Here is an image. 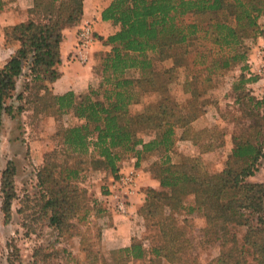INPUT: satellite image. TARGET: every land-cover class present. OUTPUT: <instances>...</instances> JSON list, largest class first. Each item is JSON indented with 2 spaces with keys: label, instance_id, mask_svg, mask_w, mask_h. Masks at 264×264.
<instances>
[{
  "label": "trees",
  "instance_id": "trees-1",
  "mask_svg": "<svg viewBox=\"0 0 264 264\" xmlns=\"http://www.w3.org/2000/svg\"><path fill=\"white\" fill-rule=\"evenodd\" d=\"M83 4L84 0H33L27 20L11 27V37L20 44L0 67V132L4 114L14 113L7 100L14 95L26 69L32 81H42L38 88L52 91L50 106L59 112L73 110L83 120L57 131L64 157L55 162L53 151L36 173L41 189L39 215L46 216L59 235L71 232V219L80 208L83 191L75 181L84 156L92 157L116 175L120 150L135 151L138 156L151 150L169 151L177 139L176 130L182 128L184 132L204 111L199 99L212 88L214 77L240 66L242 71L232 82V90H246L236 101L246 99L248 112L258 117L255 130L245 137H234L229 159L215 174L206 170L199 157L171 163L166 156L160 168L161 190L149 188L140 210L150 216L160 212L168 230L159 244L151 246L148 261H144L138 240L132 239L118 251L138 264H153L157 257L169 262L179 259L177 253L188 239L178 228L175 213L192 195L195 206L189 205L188 210H200L207 224L216 229L220 228L218 224L224 229L246 209L257 214V222H244L248 230L240 251L245 258L251 256L250 264H264V182L246 180L258 169L264 151V93L257 97L246 88L256 76L248 77L243 71L250 50L259 37L264 38V26L258 21L264 16V0H111L102 18L112 20L118 29L102 39L110 48L100 54L98 82L89 85L82 96L72 90L56 94L50 84L60 75L57 65L61 62L63 27L80 20ZM94 37L97 39L95 33ZM155 56L174 59L175 64L163 71L184 69V87L189 96L182 104L165 95L131 112L130 104L141 101L142 94L164 89V84L156 83L153 76L158 74ZM130 70L138 76H129ZM16 97L21 99L23 95L18 93ZM147 132H153L148 140L144 138ZM71 158L75 159L69 163ZM13 174L9 163L2 173L1 186L5 223L11 217L15 195ZM95 256L90 254L89 260H95ZM222 257L217 258L219 263Z\"/></svg>",
  "mask_w": 264,
  "mask_h": 264
},
{
  "label": "rangeland",
  "instance_id": "rangeland-1",
  "mask_svg": "<svg viewBox=\"0 0 264 264\" xmlns=\"http://www.w3.org/2000/svg\"><path fill=\"white\" fill-rule=\"evenodd\" d=\"M32 5L33 0H0V67L20 44L11 37V27L22 22L6 23L4 11L23 10L26 21L30 16L28 9ZM258 21L264 26V16L261 15ZM78 22L64 25L63 35L66 27ZM96 40L94 37V43ZM94 43L90 48V54ZM105 46L106 48L97 54L93 83L89 85H94L99 80L100 54L110 48L108 45ZM153 63L158 73L153 75L156 83L164 84V89L161 90L166 91H147L141 95V101L130 104L131 112L140 111L147 103L161 99L165 95L176 98L182 104L189 96L184 87L186 72L183 68L163 71L175 64L173 58L161 59L155 56ZM25 72L26 75L18 80L14 95L7 100L8 104L13 106L14 113L12 116L4 114L0 132V264H138L136 261L127 260L126 254L118 251L126 246L108 247L103 243V220L106 210L112 207L119 213H129L127 210L121 212L114 207L115 199L110 197L114 180L132 168L137 170V186L135 192L130 195L131 204L133 196L142 191L139 186L138 171L141 165L146 167V171L150 169V173L158 182L154 185L148 181L143 186L144 201L149 188L161 190L160 168L166 156H168L167 161L171 163L181 162L185 157H199L206 170L215 174L223 169L229 159L234 137L247 136L248 132L255 130L258 120V117L248 112L249 104L246 99L236 101V97L239 95L243 97V91H246L240 88L232 90V82L240 73L239 68L234 66L224 70L214 77L212 88L206 90L199 99L204 111L184 132L182 128L176 130L177 139L169 151L151 150L141 152L138 156L135 151L120 150L121 158L117 162L116 175L92 157L84 156V162L80 165L82 170L75 181L83 190L79 197L80 208L71 219L72 231L59 235L54 227L49 226L48 218L39 215L37 201L41 189L37 184L36 173L44 165V159L53 151L55 153L52 159H55V162H60L64 157L63 150H59L60 137L56 135L57 131L83 120L73 110L59 112L50 106V102L53 101L52 91L38 88L42 81H32L29 71L26 69ZM128 75L136 77L138 72L130 70ZM245 86L252 92L253 88L250 84ZM86 92L87 90L77 95L82 96ZM18 93L23 95L21 99L16 97ZM18 106H21L20 110ZM152 136L153 132L144 133L146 140ZM56 150H59L57 154ZM74 159L71 158L69 163ZM124 161L130 162V166L125 170L121 169ZM9 163L14 171L12 190L15 195L11 202V217L5 223L1 186L2 173ZM257 167L255 173L246 178L247 181L264 182V151ZM183 204L185 207L178 209L175 216L179 222L178 228L184 232L183 236L188 242L185 241L178 251L179 259L169 262L165 258L157 257L153 260V264L253 263L251 256L245 258L240 249L248 230L244 222L245 220L257 222V214L246 209L241 217L229 221L224 229H220L222 224H218L220 228L216 229L215 226L211 227L207 224L200 210L195 209L191 212L188 210L189 205L195 206L192 195H188ZM138 216L143 219V226L138 233L132 235V239L141 242L144 261H148L151 246L162 241L163 233L168 227H164L163 215L160 212L150 216L139 209ZM99 233L101 238L98 236ZM217 235L220 238L216 237ZM90 254L96 255L95 260H89ZM220 255H223V259L219 263L217 258Z\"/></svg>",
  "mask_w": 264,
  "mask_h": 264
},
{
  "label": "crops",
  "instance_id": "crops-1",
  "mask_svg": "<svg viewBox=\"0 0 264 264\" xmlns=\"http://www.w3.org/2000/svg\"><path fill=\"white\" fill-rule=\"evenodd\" d=\"M110 1L111 0H84L83 12L79 22L65 28L60 47L61 62L57 65L60 75L50 84L54 93L62 94L72 90L76 94H80L88 89L89 84L93 83L94 65L96 63L97 54L106 48L102 39H105L109 34L118 29V25L112 20L102 18V11L108 6ZM22 11L19 9L4 11L3 15L7 19L5 22L17 23L19 21H24L26 15L23 14ZM85 21L92 24L97 40L92 47L89 60L87 62H80L73 58L72 52L74 51L77 41V29L81 23ZM263 45L264 38L259 37L257 44L252 47L248 54V58L245 62L246 67L243 70L248 77L256 76V79L252 80L249 84L253 88L252 93L258 96L264 93V74H260L258 71L261 61L259 49ZM237 67L241 72V67ZM129 163L130 162L124 161L121 169H127L130 166ZM138 171L139 186L142 191L133 196L132 202L127 208L129 213L122 214L115 211L112 207H109L104 214L103 243L108 247L129 245L132 240V235L138 233L141 226H143V219L138 216V210L144 201V198H142L143 186H145L148 181L154 183V185H157L158 182L150 173V169L146 171L144 165H141Z\"/></svg>",
  "mask_w": 264,
  "mask_h": 264
},
{
  "label": "built area",
  "instance_id": "built-area-1",
  "mask_svg": "<svg viewBox=\"0 0 264 264\" xmlns=\"http://www.w3.org/2000/svg\"><path fill=\"white\" fill-rule=\"evenodd\" d=\"M94 43V32L92 24L88 21L81 23L77 33L73 58L80 62H87L90 57V48ZM259 54L261 61L259 73L264 74V45L260 47ZM137 186V170L132 168L128 172L114 180L113 189L110 197L115 199L114 207L116 210L125 212L130 205V195L135 192Z\"/></svg>",
  "mask_w": 264,
  "mask_h": 264
}]
</instances>
